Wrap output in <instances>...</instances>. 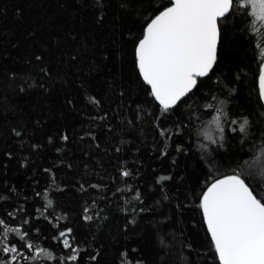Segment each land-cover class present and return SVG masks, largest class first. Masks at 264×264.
Wrapping results in <instances>:
<instances>
[{
  "label": "trees",
  "instance_id": "1",
  "mask_svg": "<svg viewBox=\"0 0 264 264\" xmlns=\"http://www.w3.org/2000/svg\"><path fill=\"white\" fill-rule=\"evenodd\" d=\"M167 3L0 0V218L29 230L32 243L57 257L70 250L53 237L71 227L79 264H219L199 196L212 178L236 167L239 145L229 133L219 152L211 151L216 145L200 148L210 143L206 129L219 141L210 127L216 113L203 108L217 102L202 97L217 95L229 119L240 112L255 132L264 131L258 80L264 25L237 8L224 24L218 66L203 78L201 94L164 113L139 74L135 46ZM158 127L172 138L161 137ZM244 147L249 159L264 140ZM123 170L131 175L123 177ZM163 176L171 179L160 181ZM137 191L143 203L134 198Z\"/></svg>",
  "mask_w": 264,
  "mask_h": 264
},
{
  "label": "snow or ice",
  "instance_id": "2",
  "mask_svg": "<svg viewBox=\"0 0 264 264\" xmlns=\"http://www.w3.org/2000/svg\"><path fill=\"white\" fill-rule=\"evenodd\" d=\"M237 8L249 9L256 22L264 25V0H168L143 26L135 46L136 67L164 113L201 94L203 78H211L218 66L224 24ZM258 80L259 103L264 107V64H261ZM202 98L217 102H207L203 108L216 113L210 127L214 125L219 141L210 128L206 129L203 136L210 143L201 144L200 148L207 152L216 145L211 151L219 152L232 139L229 133L235 134L239 145L232 156V160L237 161L236 167L219 178H212L199 196L198 207L216 259L219 264H264V147L258 155L244 159L248 156L245 143H255L257 138L264 140V131L255 132L254 121L240 112L235 113L236 118L229 119L224 108L226 101L218 100L217 95ZM92 99L99 104L98 100ZM190 106L195 107L196 102ZM259 127L264 128V121ZM158 131L161 137L172 138L173 133L166 128L158 127ZM176 134H182L179 127ZM63 139L67 140L68 136ZM176 150L182 151V145H177ZM121 175L127 178L131 173L123 170ZM170 179V176L160 177V181ZM134 198L141 200L139 191ZM51 203L48 201L49 206ZM16 211L23 212L24 209ZM84 211L87 213L89 209ZM7 216L12 217L13 213ZM83 219L91 221L93 216L85 214ZM23 223L27 225L28 218L25 217ZM10 234H15L18 241L10 242ZM53 239L58 240L63 249L70 250L69 254L57 257L47 248L37 247L30 241L29 230H24L23 226L10 227L6 219L0 218V264H40L41 261L79 264L81 251L74 243L71 227L58 231ZM90 259L95 260L96 256Z\"/></svg>",
  "mask_w": 264,
  "mask_h": 264
},
{
  "label": "rangeland",
  "instance_id": "3",
  "mask_svg": "<svg viewBox=\"0 0 264 264\" xmlns=\"http://www.w3.org/2000/svg\"><path fill=\"white\" fill-rule=\"evenodd\" d=\"M264 64V63H263Z\"/></svg>",
  "mask_w": 264,
  "mask_h": 264
}]
</instances>
